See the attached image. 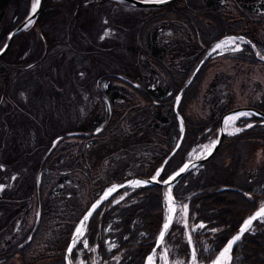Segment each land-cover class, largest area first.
<instances>
[{"label":"trees","instance_id":"1","mask_svg":"<svg viewBox=\"0 0 264 264\" xmlns=\"http://www.w3.org/2000/svg\"><path fill=\"white\" fill-rule=\"evenodd\" d=\"M33 1L0 0V18H3L5 12L10 16L5 28L0 31V48L9 31L29 14ZM52 1L43 0L41 11ZM158 23L163 27L184 24L192 34L188 47H182L183 44L177 41L159 40L156 34ZM240 23L227 13L222 0H185L181 9L166 7L160 12L148 14L135 33L136 45L131 43L128 47H134L133 52L137 50L145 55L153 69L149 74L136 69L132 71L130 80H122L110 74L101 75L98 79V93L103 110L81 132L72 135L85 139L95 134L105 135L114 128L111 127L113 123L117 120L119 123L135 109L133 101L143 100L154 107V113L163 122L159 136L161 145L146 159L142 168L133 173L150 177L162 165L158 180H164L189 158L192 149L215 140L222 115L240 105L235 101V93L227 85L224 89L217 87L216 76H213L207 89L203 87L216 58H219L212 52L181 93L177 104L181 121L173 109L179 90L197 63L216 41L230 34H238ZM242 35L253 43L249 40L242 42L240 51L230 54L225 52L222 58L237 55L234 56L237 60L260 61L256 51L264 56V37L255 39L246 31ZM161 71L168 77L165 78ZM114 80H118V87ZM2 81L0 78V84ZM104 81L108 82L107 87L103 86ZM4 87L5 83L0 86V100L3 98ZM247 105L264 111V94L259 100H253ZM235 126L240 131L225 133L218 148L207 159L186 170L171 187L173 199L179 208L163 241L156 248V252H160L165 247L170 260L178 257L182 264H186L190 258V243L198 261L212 260L243 220L264 203V153L256 157L259 148L264 150V119L251 113L237 118ZM98 127L100 130L94 132ZM67 136L70 135L63 132L57 140ZM58 149L52 141L40 163V180L35 190L39 215L26 231L23 230L18 236L0 245L2 264H11L16 256L20 258L18 264H66L65 249L72 230L50 246L48 240L55 231L43 224L47 217L49 219L56 215L58 210L67 205L59 190L61 187H48L49 181L45 180V175L56 168V161L67 155L65 152H57ZM77 168L81 174L79 179L86 178V184H90L87 190L88 203L82 212L105 186L114 180L122 182L129 178V175H123L120 171L114 180L110 176L98 182L95 173L86 172L84 167ZM66 176H59L56 182H61ZM221 186L237 187L241 191L220 189ZM166 191L163 184L129 186L104 199L92 212L83 235L73 247V264H144L165 220ZM185 204L186 215L182 210ZM61 228L64 232L67 229L65 226ZM36 249H40L37 254L34 252ZM231 253V264H264V220H254L234 244Z\"/></svg>","mask_w":264,"mask_h":264},{"label":"rangeland","instance_id":"2","mask_svg":"<svg viewBox=\"0 0 264 264\" xmlns=\"http://www.w3.org/2000/svg\"><path fill=\"white\" fill-rule=\"evenodd\" d=\"M222 2L231 18L242 21L239 33L246 31L255 39L264 37V0ZM34 3L35 0L31 9ZM184 4L185 0H176L158 7H142L121 0H54L18 33L0 59V78L5 83L0 100V245L26 231L39 215L35 190L40 180V163L51 140L63 132H81L103 110L97 90L99 77L112 74L130 80L136 69L149 74L153 69L151 62L137 50L133 52V44L132 49L128 45L136 41L135 33L148 14L166 7L181 9ZM9 20L5 12L0 31ZM156 34L159 40L177 41L182 47H188L192 39L184 24L163 27L158 23ZM241 43V38L228 36L213 45L212 50L219 58L203 87L207 89L216 76L219 89L229 87L235 93V101L246 105L264 94V62L237 60L234 57L237 55L222 58L225 52H237ZM161 74L168 77L163 71ZM113 82L118 87V80ZM107 84L103 82V86ZM132 106L135 109L130 115L113 123L114 128L105 135L95 134L88 139L70 135L60 141L56 139L58 136L54 138L57 152L67 155L56 161V168L45 175V180L49 181L48 187H61L67 205L43 223L55 231L48 240L50 246L71 232L87 206L90 184H86V178L79 179L77 167L95 173L98 182L118 176L120 171L135 176L133 172L142 168L161 145L163 122L154 113V107L143 100L133 101ZM164 113L167 114L165 109ZM248 115L243 112L238 117ZM235 121L225 127L226 133L234 134L240 129ZM212 144L211 141L192 149L188 160L201 157ZM263 153L259 148L256 157ZM63 174L67 178L56 182ZM168 199L167 196L166 216ZM61 226L67 228L65 232ZM34 252L37 254L40 249ZM152 253L153 264H182L178 257L168 261L165 250ZM19 261L16 256L11 264Z\"/></svg>","mask_w":264,"mask_h":264},{"label":"water","instance_id":"3","mask_svg":"<svg viewBox=\"0 0 264 264\" xmlns=\"http://www.w3.org/2000/svg\"><path fill=\"white\" fill-rule=\"evenodd\" d=\"M123 1H127L129 3H132V4H135V5H138V6H157V5H163V4H167L173 0H165V2L163 3H158V2H155V0H123ZM41 6H42V0H40V3H39V6L37 7V10L36 12L33 14L32 11L28 14V16L23 20L21 21L19 24H17L14 28H12L9 33L7 34V37H6V40H5V43L3 44V46L0 48V57L2 55L5 54V52L8 50V48L10 47L11 45V42L15 36V34L25 28L28 24H29V19L31 18V21L34 20V18L37 16V14L39 13L40 9H41ZM207 55V54H206ZM206 55L198 62V64L196 65V67L194 68L193 72L191 73V75L189 76L188 80L186 81V83L184 84V86L179 90L177 96L180 97L181 93L183 92V90L188 86V84L191 82V80L193 79L195 73L197 72V70L199 69V67L201 66V64L203 63ZM261 59V57H260ZM264 61V59H261ZM176 96V97H177ZM174 111L175 112H178L177 111V100L175 99V103H174ZM235 111H243V112H252V113H255L259 116H261L263 119H264V111L258 109V108H254L252 106H237V107H234L232 108L231 110H229L228 112H226L221 120H220V123H219V129H218V135H217V138L215 140V147H212L211 148V152L209 153V151L207 152V154L202 157V158H198V159H194V160H188V161H185L177 170H175L172 174H170L166 179L160 181L157 179V172H160L162 166H160L156 172V174L152 177H143V176H133V177H130L126 180H124L123 182L121 183H114L112 185H109L107 186L102 192L101 194L89 205V207L85 210V212L81 215V218L79 219V221L77 222L76 226L74 227L72 233H71V236L69 238V241H68V244H67V247H66V250H65V262L66 264H73L72 262V259H71V255L70 253L68 252V249L70 246H72L73 244L75 245V243L77 242L79 236L81 235L80 233L77 232V229L80 228L81 230V233H83V230H84V227H85V224H86V221H84V217L85 216H88V218L90 217L88 214L89 212L92 213L93 211V205H98L102 200L106 199L108 196H110L112 193H114L115 191H117L118 189L120 188H123V187H127V186H131V185H146V184H152V183H156V184H164L166 185L167 187H170L172 184H174L178 178L187 170L189 169L190 167L204 161L205 159H207L216 149L217 147L219 146L220 142L222 141L223 139V136L225 134V129L222 127V119L223 117L228 114V113H232V112H235ZM174 151V150H173ZM185 165H187V169L180 173V175H176L177 173L180 172V169L181 168H184ZM153 177H156L155 180L153 179ZM170 177H174V179H172L169 183H164V181H167L169 180ZM136 181H140L141 183L140 184H136L135 182ZM224 188H231V189H234V190H241L237 187H231V186H221L220 189H224ZM112 189H115V190H112ZM111 190V191H110ZM106 193H110L106 196ZM264 206V205H263ZM260 209V207L258 209H256L250 216H248L243 222L242 224L239 226V228L235 231V233L231 236V238L237 233L240 231V229L242 228V225L244 224V222L248 219V218H251L252 216L255 215V213ZM81 221H84V224L81 225ZM164 227L162 228L161 232L164 231ZM160 232V233H161ZM241 235V234H240ZM229 238V240L231 239ZM228 240V241H229ZM161 241V237L159 236V239H158V242L157 244ZM227 241V242H228ZM75 242V243H74ZM234 245V244H233ZM232 245V246H233ZM232 249V248H231ZM217 256L212 259L211 261L209 262H198V261H193V262H189L187 264H214V262L217 261ZM231 260V250H230V256H229V259L227 261H224L222 262L221 261V264H231L230 262ZM145 264H146V259H145Z\"/></svg>","mask_w":264,"mask_h":264},{"label":"snow or ice","instance_id":"4","mask_svg":"<svg viewBox=\"0 0 264 264\" xmlns=\"http://www.w3.org/2000/svg\"><path fill=\"white\" fill-rule=\"evenodd\" d=\"M155 2L163 3V2H165V0H155ZM39 3H40V0H35V3L33 4V7H32V13H33V14L36 12L37 7L39 6ZM31 22H32V21H31V18H30V19H29V23H31ZM105 35H107V32L105 33ZM101 38L103 39V37H101ZM220 46H221V45L218 44V45H217V48H219ZM261 59H264V56H262ZM176 100H177V103H179V101H180V97L177 96V97H176ZM97 131H99V129H98ZM236 131L238 132V131H240V129H237ZM230 134H231V133H230ZM212 147H215V142H213ZM208 151H209V153H210V152H211V148H209ZM187 167H188V166L185 165V167H184V168H181V169H180V172L177 173L176 175H177V176L180 175V173L184 172V171L187 169ZM157 175H159V172H157ZM155 178H156V177H153L154 180H155ZM172 179H174V177H170L169 180L164 181V183L167 184V183H169ZM135 183H136V184H140L141 182H140V181H136ZM112 190H115V189H112ZM110 191H111V190H110ZM108 194H110V193H106V196H107ZM96 207H97V205H93V210H94ZM186 207H187V206H185V209H186ZM88 215L90 216V215H91V212H89ZM259 217H264V208H261V209H260V210H259L254 216H252L249 220H247V221L244 222V226L240 229V233L243 234L245 231H247V230L249 229L250 225L252 224V222H253L254 220H256L257 218H259ZM87 219H88V216H85V217H84V221H86ZM84 221H81V225L84 224ZM201 227H203V225H201ZM167 228H168V224L166 223V224L164 225V229L166 230ZM77 232L80 233V234L82 235L80 228L77 229ZM164 234H165L164 231H162V232L160 233L161 240L163 239ZM239 239H240V235H237V236H235L232 240H230V241L228 242L227 246H226V247L223 249V251L220 253V258H227V254H228L229 251L231 250L232 245H233L236 241H238ZM74 243H75V242H74ZM84 243H85V246L87 247V242L85 241ZM73 247H74V244H73L72 246L69 247V249H68V252H69V253L72 252ZM220 258H218L217 261L214 262V264H221V259H220ZM151 260H152V258L149 257V264H151ZM193 260L195 261V252L193 253Z\"/></svg>","mask_w":264,"mask_h":264},{"label":"bare ground","instance_id":"5","mask_svg":"<svg viewBox=\"0 0 264 264\" xmlns=\"http://www.w3.org/2000/svg\"><path fill=\"white\" fill-rule=\"evenodd\" d=\"M243 113V111H235V112H232V113H228V114H226L224 117H223V119H222V127L225 129V127L228 125V124H230V123H232L239 115H241ZM261 208H264V206H261L260 207V209ZM174 209H175V205L173 204V202H171V197L169 196V199H168V204H167V218H166V221H165V224L167 223V224H169V222H170V219H171V217H172V214H173V212H174ZM259 209V210H260ZM258 210V211H259ZM257 211V212H258ZM256 212V213H257ZM255 213V214H256ZM250 218H248L247 220H249ZM246 220V221H247ZM244 226V224L242 225V227ZM241 233H240V231L239 232H237L230 240H232L235 236H237V235H240ZM229 240V241H230ZM228 241V242H229ZM228 242L226 243V245L222 248V250L220 251V253L223 251V249L227 246V244H228ZM220 253L218 254V256H217V259L218 258H220ZM151 254V253H150ZM153 254V253H152ZM150 255V256H148V258H147V261H146V264H149V257H151L152 258V260H151V264H153V255ZM229 256H230V251H229V253L227 254V258H220L221 259V261L222 262H224V261H226V260H228L229 259Z\"/></svg>","mask_w":264,"mask_h":264}]
</instances>
